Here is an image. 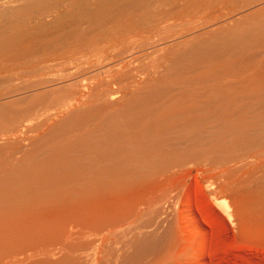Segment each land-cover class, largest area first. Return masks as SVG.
<instances>
[{
	"label": "bare ground",
	"instance_id": "1",
	"mask_svg": "<svg viewBox=\"0 0 264 264\" xmlns=\"http://www.w3.org/2000/svg\"><path fill=\"white\" fill-rule=\"evenodd\" d=\"M217 1L0 0V10L14 9V20L22 25L21 31L13 27L15 33L5 43L0 40L1 48H21L28 41L22 50L35 57L32 63L29 57L25 60L19 48L22 65L30 62L34 68L31 76L25 69L27 80L1 77L8 89L30 95L7 101L1 93L6 101L0 104V264L29 246L26 251L41 249L37 250L41 257L52 254V245L61 243L67 231L78 230H90L87 235L103 232L109 241L107 258L119 264L127 256L120 261L121 243L116 239L153 224L151 230L143 229L145 240L132 238V244L140 246L125 264H135L153 250L173 244L165 197L167 184L178 174L200 163L219 167L224 163L227 172L235 173L255 168L264 157V0H256V5L248 0L253 7L243 10L245 0L234 15L220 13L227 2L220 7ZM6 14L11 22L12 14ZM239 22L243 25L235 28ZM204 38L209 40L201 42ZM4 53L9 52L1 51V58ZM7 57L11 62L10 54ZM14 57L19 61L18 55ZM18 80L25 84L15 87L12 83ZM226 164L237 169H226ZM246 195L238 202L240 209L251 201ZM255 206L248 208L251 215ZM190 210L188 218L197 224ZM245 219L243 225L240 222L242 230L250 228L246 223H254ZM140 221L148 227H140ZM256 223L252 230L264 229V220ZM162 226L168 228L159 241L147 240ZM82 232L80 237L86 235ZM74 234L70 243L77 246L69 243L70 238L67 244L81 251L82 237L75 243L79 235ZM93 239L90 242L98 240ZM128 240L124 242L132 245ZM63 241L59 245L68 247ZM39 245H48L49 252ZM87 248L93 250L86 247L84 252ZM35 251L27 257L33 259ZM22 254L21 261L14 256L21 264L29 255ZM69 255L65 256L69 264L84 258ZM34 260L43 263L36 256ZM62 260L64 256L57 262Z\"/></svg>",
	"mask_w": 264,
	"mask_h": 264
},
{
	"label": "rangeland",
	"instance_id": "2",
	"mask_svg": "<svg viewBox=\"0 0 264 264\" xmlns=\"http://www.w3.org/2000/svg\"><path fill=\"white\" fill-rule=\"evenodd\" d=\"M244 1L245 0H221V4H219L220 1L218 0L217 1V3H218L217 5H220V7H221L223 2H225L224 5H226V2H227V5L225 7L222 6L224 9L221 7L222 10H220V13L222 11V14L224 12H225V14H226V12L227 13L229 12L230 15H234V14L238 13V11L240 9H242L241 6L243 7ZM247 1L248 0H246V2ZM252 2H254V0H252ZM258 2H259V0H258ZM241 3H243V4L241 5ZM253 4L251 6L250 5V1H249V3L248 2L245 3L244 7L247 6V8H243V10H245V9L249 10L250 9L249 6L253 7ZM256 4H257V1L255 0V5ZM228 7H230V9L233 8V9H231L232 11ZM234 9L235 10L239 9V10L235 11ZM8 11L13 16L12 20L10 18L11 22H8L9 19L6 20L7 16H5V14L7 13L9 15ZM233 11H234V14H233ZM0 12H2V13L4 12L5 13V11H2V10H0ZM6 13L4 14L5 17L0 13V22H1V19L3 18L2 22L0 23V34H1L0 35V40L3 39L2 42L4 41V43L9 38V36L11 37L15 33L14 31H12L13 27H14V30H16V31H18V30L21 31V29H22V25H19V23L14 20V17H15L14 15L16 14L15 10L14 9H9V10H6ZM254 15L255 14H253L252 16H254ZM8 17H10V15ZM244 20H247V19H244ZM4 21H6V22H4ZM241 22L237 23V25L235 24L234 25L235 28L238 27V25L239 26L243 25ZM243 22H245V21H243ZM1 26H3V27H1ZM9 26H11L12 28L9 27ZM234 26L229 27V29L233 28ZM4 27H6V29H7V30H5V32H4V29H3ZM8 28H10V29H8ZM225 29H227V27ZM229 29H228V31H229ZM8 30H9V32H8ZM219 31L221 33H226L227 32V30L225 31V30H221V29ZM7 33H9L8 37H7ZM215 33H217V32H215ZM212 34H210V35H212ZM219 35L220 34L218 32L217 36H219ZM4 36H5V39H4ZM206 36L208 37L209 35L206 34L205 37ZM217 36L215 35L213 37H217ZM210 37L211 36H209V39H210ZM208 40H205V38H204V40L202 39L201 42L208 41ZM2 42L0 41V54H1V51L2 52H6L7 51L9 53H6V54L4 53V55H2V58L0 57V81L2 80L3 76H4V78L5 77L13 78L15 76L14 79H19L20 78L21 80H25V79L27 80L28 77H29L28 75L30 74V76H31V72L34 69L32 64H30V62H28V61H31V63H32V61H33V59L35 57L33 58V52L32 53L29 52V51L28 52L27 51L24 52L22 50V48H23L22 45L23 46L25 45V47L27 48L28 45H30V44H28L27 43L28 41H27L26 43L28 45L26 43L25 44L23 43L21 45V48L19 47L23 51V55H24L23 57H25V60H26V58L29 57L28 58L29 60L26 61V62H28V64L25 65L26 63L24 62V65H25L24 66V65H22L23 62H21V61L24 60V58L19 53V51H18L19 48L16 47V45L12 46V48L11 47L10 48H8V47L1 48V47H3V44H4ZM17 46H20V45L18 44ZM16 48H18V49H16ZM15 49H16L17 52L14 51ZM26 52H27V54H26ZM9 54H10V58H12L11 62L6 60V57L7 56L9 57ZM29 54H30V56H28ZM17 55L19 57V61H18V58L16 59V57H14V56H17ZM4 59L7 61V63H9V64L11 63L12 65L10 64V66H9V64H7ZM16 60L18 61L17 62V64H19L18 66L15 63ZM20 64H21V66H20ZM7 66H9L8 68L12 67V69H10V70L7 69ZM30 68H31V70H30ZM19 69H21V70H19ZM25 69H26V73L28 72L27 76H26L25 72L23 71ZM9 73H12V74H9ZM2 82L3 81L0 82V97H1L0 98V104L1 105L4 104L6 100L9 101L11 99L13 101L15 99L26 97V96L30 95V92L22 91L23 92L22 93V92L18 91L17 88L13 89L11 87V88L8 89L7 85L6 86L3 85L6 82L5 83H2ZM6 84L9 85V83H6ZM12 84L15 87H21L25 83H21L18 80V81H14ZM29 84H30V82H29ZM2 88H4V89L1 90ZM12 92H15L16 94L13 93L14 94L13 95ZM1 93L5 94L7 96L6 100L4 99V97L6 98V96H3V94L1 95ZM8 98H10V99L8 100ZM9 133H12V131H9ZM7 135H9V134H7ZM7 135L4 132V136H7ZM2 136H3V134H2ZM1 138L2 137L0 136V140H1ZM262 158L255 162V168H253L252 170H250V169L248 170L246 168V169H243L244 171L241 170L238 173H235V172H232V171L230 172V170L227 172L225 170V168L222 167V165H224V163L221 164V166H220L221 168L219 167V165L218 166H207V165H204V164L200 163L195 168H193L191 171H188L187 173L185 171V172H182V173L178 174V176L173 179L174 182L172 180L169 184H167V192H168V194H166V197H165V200L167 201V204L169 205L167 207V211L168 212L166 211L168 214H166V215H167L168 219L170 218L168 221H170V223H172V227H173L172 239H171L172 240L171 243H173V244L165 246L163 249L153 250L152 252H150L146 256H143L140 259L136 260L137 262L135 264H264V229H260V230H256V231L252 230L254 225H255V227L257 226L256 221L261 222L262 220H264V213L262 214V211H264V204L262 202V201H264V194H263L264 189H262V185H259V184H263L264 183V178H263L264 173L260 172V171H264V163H263L264 162L263 161L264 157H262ZM260 163L261 164L263 163L262 167H261L262 169L259 168L261 166V165H259ZM229 166H231V167H229ZM224 167H226V169L228 167L230 169L232 167H234V169H237V168H235V165H230V164H226ZM218 169H220L222 171L224 170V171H226V173L223 174V172L221 171L222 172L221 173L220 170H218ZM256 169H258V170H256ZM232 170H233V168H232ZM247 170L249 171L248 173H247ZM256 171H257V173H256ZM227 173L231 176V178H230L229 175H227ZM254 173H256L257 175H255ZM234 174H237V175L235 176ZM259 174H260V176H259ZM251 175H253L252 178H254V176H256L255 178L258 179V181L256 180L257 185L253 184V181L255 182V179L252 180V178L250 179L252 181L249 180L250 182L249 181H247V182L249 184L252 183L253 185L252 184L249 185L248 183H243L245 185H239V184H241V182H239V181H243L246 176L250 177ZM224 176H225V178L227 177V179H225ZM220 177H222V178L220 179ZM247 177H246V180H247ZM238 179H240V180H238ZM226 180H228V181H226ZM218 181H220V182H218ZM237 182H238V184H237ZM210 186H213V187H211L212 189L210 188ZM259 186L261 188H257ZM263 186H264V184H263ZM215 187H217V188H215ZM213 188H215V189H213ZM251 191L252 192L255 191L254 194ZM260 191H262V193ZM247 193L250 195L251 201L249 202V205L247 203L246 205H244L240 209V207H239V204L241 203L240 201H242V197L247 196L246 195ZM258 194H260L259 195V197L261 196L260 198L258 197ZM252 200H254V201L252 202ZM256 200H258V201H256ZM238 202H240V203L238 204ZM251 203H252V206L256 205L255 206V209H257L256 213L261 211L260 212L261 214L258 213L259 214L258 215L255 212H253L255 210V209L253 210V207H251L252 208L251 213H254V214H252V215L250 214V210L248 208L250 207ZM258 203L260 205H258ZM186 204H187V206H186ZM261 205L263 206V208H262L263 210L261 208H259V207H261ZM245 206H247L246 207L247 210H246V213H244L245 214V217H244L243 216L244 214L242 213L241 210L244 209V212H245V209H246ZM188 208L191 209L190 211L193 213V215L197 219V222H198L197 224H195L191 220H189L188 214H187V209ZM239 212L242 213L243 215L240 214ZM248 215L250 216L249 218H251L254 215L255 219H254V216L252 217L253 219L252 218L248 219ZM240 216L242 218L244 217L243 220H242V218ZM260 216H262V217H260ZM246 217H247V220H251V222L253 221L254 223L253 224L252 223H246L250 228L247 229V230H242L241 226L243 225V223H245L243 221L244 220L246 221V219H245ZM141 221L139 223L140 227L142 226V228L143 227L147 228L148 224H145L144 221L141 223ZM241 221H242V223H241L242 225H240ZM143 224H144V226H143ZM169 225H171V224H169V222H168L167 226H169ZM167 226H164V228H163V226H162V228H160V227L159 228H155L154 230L157 229L155 232H154V230H152L153 233H150L148 235L147 240H151L152 242H157V240L159 241L162 238V236H163L162 231H164V229L167 230V228H168ZM148 228L149 229H145V228H143V229L146 230V231L147 230H151L150 228H153V224H149ZM143 229H142V231L138 230V231L133 232L132 235L129 234L130 231L129 232L127 231V233L124 232V233H126V238L123 237L124 239L123 238L122 239L121 238L116 239V240H118L117 244L121 243L120 244L121 250H119L120 247L117 248L118 246H114L116 250L117 249L119 250V251H117V253L121 257H123V258L120 259V261L122 259H124L125 256L130 257V258L134 257V255L137 252V249L140 246V243H137L139 241L138 238L141 239V240H145L146 239V238L142 239L143 238V236H142ZM159 229H163V230H159ZM82 231H80V230L74 231V232L72 231L73 232V237L72 238H71L72 232L71 231H67L66 235L63 237V240H65V244H67V241H69L70 239L71 240L69 241V243L72 240H74V238L76 237V236H74L75 235L74 233H76V235H79L78 237H80V234L78 232H82ZM88 231H90V230H88ZM88 231H86V232L83 231L82 235H84V233L86 235L81 236V237H82V241L85 239L87 244H88V241H89V243H91L90 246H89V244H88V246H86V244L84 245L82 243V241L79 242V240H81V237H80V239H77L78 237L75 239V243L79 242V243L82 244V245L78 244L79 247H80V245H81V247H83V249L81 248V251L78 250L79 252L77 250H76L77 252L73 251L74 247L77 246V244L70 243L71 245H75L73 247V249H71L72 246H70L69 243H68L69 245L67 244L68 247L67 246L64 247V244L63 245H59V244L64 243V241L62 240L61 243L56 244V245H52L51 249H55L56 250V251L53 250L54 253L56 252L55 254L54 253H52V254H50V253L46 254L45 253L46 255H44V256L42 255V257H41L39 252H42V251H41V249H39L40 250L39 251L37 248H39L40 246H41V248H43L42 246H44V249H42V250H44V251L46 250V252L47 251L49 252L50 249L48 248V245H39L38 247L37 246H32V247H34V249H37L39 251L38 252L36 250L37 253L39 254V256H38V254L36 253L35 250H32V248H31V252H30V249L28 251H26L28 248H30V246H29V247H27L25 249L22 248L23 251H21V249H20L19 251L21 253H17L18 251H15V252L13 251L15 253L14 254L12 251H10V253L12 252L14 255L13 256L10 255L8 257L9 259L7 257H5L8 260H4V261L2 260L3 263L1 262V264H7V263H10V264H12V263L18 264L19 263V264H21L20 261L22 260L21 257L23 258V256H21V257H19V256L22 254V252H23L22 255H24L26 253L29 254V255H25L24 256V257H27V256H31V254H33L32 251H35L34 254H36V255H33V259H32V257H30L31 259H29L27 257L26 261L23 259V261L25 262L23 264H32V262H31L32 260L34 262H36L37 259H35L36 260L35 261L34 260V256H36V258H38L39 262L43 261V263H41V264L45 263L44 260H47V261H49V260L52 261L53 260L54 264H64V261L66 260L65 256L67 255V253L69 255L70 252H71L72 259H73V257L75 258L79 254L81 256L83 255V257H84V258H82V257L78 258L79 260L83 259V260H80L81 263L79 261H77L79 263H74V264H84V261L88 262L90 259L91 260L89 261L90 262L89 264H92L93 262L94 263L96 262L95 264H97V262H98V264H100L101 260L104 259V257H105V259H104V263L103 264H112L113 260L110 259V258H107V257H109L108 256V251H106V250H109V249H107V248H109V244H108L109 241L107 240L108 238H104V236L101 235L103 232H100V231L98 232V231H95V230H92V232H90L91 235H89L90 233H88V235H87ZM93 231H95V232H93ZM158 231H159V234H158ZM262 231H263V233H262ZM69 232H70L71 235L69 234ZM97 232H98V234H94V233H97ZM68 234L70 235V237L68 236ZM137 234H138V236H136ZM93 235L94 236L96 235L97 237L96 236L94 237ZM129 235L131 236V239L128 238V237H130ZM88 236H90V237H88ZM110 236L111 235H108L109 238L113 237V236H111V237ZM118 236H120V235H118ZM105 237H106V235H105ZM134 237H136V238H134ZM152 237H154V238H152ZM67 238L68 239L70 238V239L68 240ZM86 238H87V240H86ZM93 238L98 239V240H95ZM132 238L134 240L137 239V242H135V244H132V242H134V240ZM90 239H93V240H95L97 242L92 241V240L90 242ZM103 239H104V241H103ZM105 239L107 240V243H105L106 242ZM100 240H102V243H101ZM125 240H128L129 242L131 241V244L133 246L129 245V243L127 244L126 242H124ZM111 241H114V240L111 239ZM121 241L124 242L125 244L122 243ZM86 242H84V243H86ZM92 242H93V245H92ZM99 243L103 244V248H102V245L99 244ZM104 244H106L108 247H106V245H105V248H104ZM57 245H58V248H61V247L62 248H66L67 247V249H65V250H61L60 249V250L57 251V247H56ZM45 246H47V249H46ZM35 247H37V248H35ZM53 247H55V248H53ZM79 247H78V249H79ZM86 247H90V248L95 247V248H93V250L87 248L88 250L86 249V252H84V250H85L84 248H86ZM68 248H70L72 251L69 249L70 250V252H69ZM44 251H43V253H44ZM60 251H63L64 253L62 252L63 253L62 254ZM87 251L88 252L90 251L91 255ZM92 251L93 252L95 251L96 255L94 253H92ZM50 252H52V250ZM98 252H100V253H98ZM101 252H102V254L103 253L104 254L101 255ZM105 252H107L106 256H104ZM10 253H7V255L10 254ZM72 253H73V255H72ZM75 253H78V254L76 255ZM81 253H83V254H81ZM53 254H54L55 257H53ZM124 254H126V255H124ZM60 255H61V257H60ZM74 255H76V256H74ZM86 255H88V257ZM14 256H16V257L18 256L20 258V261L18 260V262H17L16 257H14ZM51 256H52V258H51ZM62 256H64V260H62V262L59 261L60 263H58L57 260L62 259ZM94 256L95 257L98 256L99 257L98 260ZM89 257H91V258L89 259ZM127 257H125V259L123 261H121L122 264H125L126 263L125 261H128L129 258L126 260ZM19 258H17V259H19ZM55 258H58V259H55ZM69 258L71 259L70 255H69ZM76 259L77 258L73 259V262L76 261ZM92 259H93V261H92ZM95 259H96V261H95ZM55 260H56L57 263L55 262ZM107 260H108V262H107ZM12 261H14V262H12ZM47 261H46L45 264H47ZM66 261L68 262V260H66ZM129 261H131V260L129 259ZM4 262H7V263H4ZM29 262H31V263H29ZM67 262L65 264H69ZM69 262L71 264V261H69ZM73 262H72V264H73ZM87 262H86V264H88ZM121 262H119V264H121ZM36 263L38 264V262H36Z\"/></svg>",
	"mask_w": 264,
	"mask_h": 264
}]
</instances>
